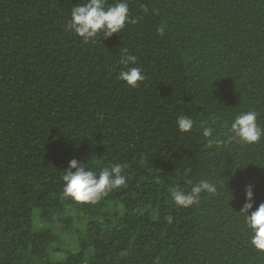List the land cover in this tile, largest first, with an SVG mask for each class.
Listing matches in <instances>:
<instances>
[{
    "label": "trees",
    "instance_id": "obj_1",
    "mask_svg": "<svg viewBox=\"0 0 264 264\" xmlns=\"http://www.w3.org/2000/svg\"><path fill=\"white\" fill-rule=\"evenodd\" d=\"M78 2L0 0V264H264L240 213L250 183L264 203V138L208 148L201 134L241 110L264 127V0H128L135 22L87 44L65 30ZM125 50L135 88L117 79ZM73 158L120 163L126 184L65 197ZM188 179L220 194L178 207Z\"/></svg>",
    "mask_w": 264,
    "mask_h": 264
},
{
    "label": "clouds",
    "instance_id": "obj_2",
    "mask_svg": "<svg viewBox=\"0 0 264 264\" xmlns=\"http://www.w3.org/2000/svg\"><path fill=\"white\" fill-rule=\"evenodd\" d=\"M129 12L128 0H114L109 4L108 0H81L71 7L69 18L65 23V30L73 32L82 38V42H96L101 36L104 39L113 34L120 33L128 23H134ZM159 33L164 35V29ZM124 67L119 71L117 79L135 88L139 82L145 79L140 66L137 65L135 55H122L118 61ZM259 113L254 110H241L230 121L223 122L218 131L219 117H209L211 126L201 125V134L205 138L206 146L225 147L232 144L252 145L264 138V127L258 123ZM177 129L181 133L193 130L196 121L189 115L180 114L175 120ZM120 163H114L99 171L92 170L87 163L73 158L62 172L63 195L81 203H96L108 192L120 188L126 184V176L123 174ZM188 170L185 171V176ZM190 186L185 191L173 188L170 196L178 207L190 208L197 205L204 193L210 196L220 194L218 182L209 179H199L193 182L187 180ZM254 208V191L250 183L245 188V203L240 213L243 214L244 224L250 233V244L258 250H264V203Z\"/></svg>",
    "mask_w": 264,
    "mask_h": 264
},
{
    "label": "rangeland",
    "instance_id": "obj_3",
    "mask_svg": "<svg viewBox=\"0 0 264 264\" xmlns=\"http://www.w3.org/2000/svg\"><path fill=\"white\" fill-rule=\"evenodd\" d=\"M54 256H58V257H60V253H55V254H53Z\"/></svg>",
    "mask_w": 264,
    "mask_h": 264
}]
</instances>
